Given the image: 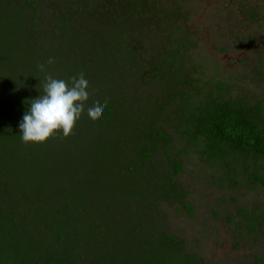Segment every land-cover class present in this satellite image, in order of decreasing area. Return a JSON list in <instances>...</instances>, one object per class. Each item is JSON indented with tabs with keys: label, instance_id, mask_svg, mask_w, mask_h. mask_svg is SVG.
<instances>
[{
	"label": "trees",
	"instance_id": "1",
	"mask_svg": "<svg viewBox=\"0 0 264 264\" xmlns=\"http://www.w3.org/2000/svg\"><path fill=\"white\" fill-rule=\"evenodd\" d=\"M110 1L98 10L95 0H53L48 7L0 0V168L7 167V182L19 175L31 187L29 214L40 218L41 241L38 247L30 232L20 237L0 215V264H205L165 228L161 204L185 205L188 192L179 184L183 162L172 154L173 136L164 121L172 123L185 150L195 148L225 179L264 186L257 167L264 161L263 102L233 99L227 84L202 85L193 77L187 63L195 43L185 27L177 38L151 43L150 59L141 57L153 21L136 17L149 10L169 25L185 17L181 9L165 13L150 0ZM50 58L55 63L48 64ZM42 63L46 72L38 67ZM151 71L158 73L148 77ZM48 74L69 83L83 74L90 98L72 135L26 144L19 124L28 102L43 94ZM108 77H117L118 84L138 81L140 89L156 93L141 95L145 124L125 150L107 133L111 121L121 124L129 112L114 79L108 89ZM97 101L107 104L92 120L87 108ZM86 165L90 174L81 176ZM101 209L120 220L101 222Z\"/></svg>",
	"mask_w": 264,
	"mask_h": 264
},
{
	"label": "rangeland",
	"instance_id": "2",
	"mask_svg": "<svg viewBox=\"0 0 264 264\" xmlns=\"http://www.w3.org/2000/svg\"><path fill=\"white\" fill-rule=\"evenodd\" d=\"M35 1L43 2L47 7L53 2ZM95 2L98 10L112 3L110 0ZM150 3L156 10L165 13L181 9L185 17L178 23L165 25L160 19L161 14L155 16L149 10L141 12L136 17L138 20L153 21L149 22L144 48L141 49L143 59L152 57L151 43L158 44L171 34L177 38L185 27L191 32L195 43L188 53L187 63L193 77L199 78L202 85L217 82L227 84L231 87L230 96L233 99H245L250 104L262 101L264 104V0H150ZM57 23L55 27L59 25ZM131 35L129 31L127 37ZM153 66L156 68V64ZM157 73L151 71L148 77ZM108 79V89L113 79L117 84L119 82L117 77ZM138 84V81L133 80L129 84L124 80L118 84L117 95H121L123 102L127 101L129 112L124 114L121 124L116 125L115 121H111L107 127V133L113 134L112 141L116 140L124 150L127 146L130 148L134 136L137 137L145 124L140 119L143 110L139 103L141 95H156L152 88L146 86L142 90ZM168 112L172 113V109ZM163 125L173 136L175 148L172 154L183 162L178 181L188 192L185 205L170 202L161 204L167 217L166 231L181 239L189 253L199 256L205 264H264V186L249 183L243 177L235 182L225 179L203 161L195 148L184 149L186 144L172 123L164 121ZM3 162L0 159V165ZM257 165L258 171L264 173V161ZM87 167L79 169L81 176L90 174ZM6 170V166L0 168V215L3 221L6 219V227L20 233V237L24 232L32 233L39 247L41 241L37 237V226L40 218L35 220L29 214L26 197L31 187H25V179L19 175L17 179L8 177L10 181L7 182L6 177L2 176ZM76 171L71 172L74 177L77 176ZM86 185L87 188H94L92 182ZM32 195L38 200L33 192L30 193ZM93 196L90 200L96 204L97 196ZM109 213L106 209L102 212L101 222L112 220L114 223L120 220L119 214ZM135 218L138 217L133 216L132 219Z\"/></svg>",
	"mask_w": 264,
	"mask_h": 264
},
{
	"label": "clouds",
	"instance_id": "3",
	"mask_svg": "<svg viewBox=\"0 0 264 264\" xmlns=\"http://www.w3.org/2000/svg\"><path fill=\"white\" fill-rule=\"evenodd\" d=\"M47 63L53 64L55 60L50 58ZM38 67L46 72L45 64ZM88 89L89 82L83 74L78 78L73 76L70 83L46 75L43 94L28 102L30 107L19 124L23 142L44 143L61 132L64 137L72 135L90 98ZM106 104V101L95 102L87 108V115L97 120L103 115Z\"/></svg>",
	"mask_w": 264,
	"mask_h": 264
}]
</instances>
